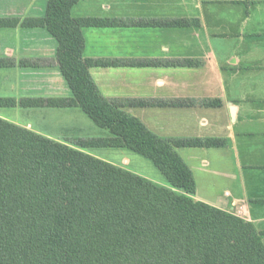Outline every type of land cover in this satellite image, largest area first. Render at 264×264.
I'll return each instance as SVG.
<instances>
[{
    "label": "trees",
    "instance_id": "1",
    "mask_svg": "<svg viewBox=\"0 0 264 264\" xmlns=\"http://www.w3.org/2000/svg\"><path fill=\"white\" fill-rule=\"evenodd\" d=\"M80 0H48L40 17H3L0 27L46 28L70 97H0V107H79L106 136L60 142L0 117V264H264V244L244 218L194 198L197 184L179 147H223L226 138H164L129 106L108 99L90 68L180 65L192 59L87 58V27L187 26L190 21L74 17ZM17 64L0 57V67ZM20 66H36L22 59ZM193 106L195 100L156 101ZM219 106V100H205ZM128 148L150 159L170 186L99 158L86 149Z\"/></svg>",
    "mask_w": 264,
    "mask_h": 264
},
{
    "label": "crops",
    "instance_id": "2",
    "mask_svg": "<svg viewBox=\"0 0 264 264\" xmlns=\"http://www.w3.org/2000/svg\"><path fill=\"white\" fill-rule=\"evenodd\" d=\"M47 4L48 0H0V18L40 17ZM72 15L192 22L182 27H87L83 30L84 55L196 61L193 66H94L90 73L108 99L153 102L125 109L161 137L226 138L228 144L223 147H179L177 151L193 171L194 198L251 222L264 244V0H80ZM57 47L56 38L46 28L1 26L0 57L17 64L0 67V97H70ZM22 59L37 64L20 66ZM183 99L196 104H156ZM205 100H219L220 104L206 106L202 104ZM0 117L69 144L107 135L79 107L18 104L0 107ZM101 149L86 151L123 167L101 154Z\"/></svg>",
    "mask_w": 264,
    "mask_h": 264
},
{
    "label": "rangeland",
    "instance_id": "3",
    "mask_svg": "<svg viewBox=\"0 0 264 264\" xmlns=\"http://www.w3.org/2000/svg\"><path fill=\"white\" fill-rule=\"evenodd\" d=\"M201 148V147H198ZM205 148V147H203ZM104 156L112 158L115 162H118L123 166V168L133 171L142 176H147L156 182H161L170 186L165 176L161 171L155 166V164L148 158L132 151L128 148H104L101 149ZM186 157V154L184 155ZM111 159V160H112ZM127 160H129L127 162ZM202 190V184H201Z\"/></svg>",
    "mask_w": 264,
    "mask_h": 264
}]
</instances>
